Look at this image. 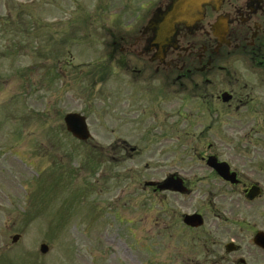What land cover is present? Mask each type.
<instances>
[{"label":"rangeland","instance_id":"rangeland-1","mask_svg":"<svg viewBox=\"0 0 264 264\" xmlns=\"http://www.w3.org/2000/svg\"><path fill=\"white\" fill-rule=\"evenodd\" d=\"M155 1L0 0V264H176L183 257L167 236L172 230L158 234L155 210L148 211L154 216L145 228L136 221L132 235L127 220L116 218L128 219L122 189L126 200L132 197L135 220L143 216L139 208L151 203L156 209L140 183L126 188L112 180L105 157L92 170L91 144L134 140L111 133L113 75L108 69L97 75L94 65L105 61L112 35L129 31V20ZM181 108L180 133L153 134L147 143L159 137L177 147H202L201 141L204 147H242L235 129L185 132L190 111ZM69 111L87 116L90 141L66 132L62 118ZM112 201L119 206L112 208ZM15 233L20 237L11 243ZM41 243L49 246L45 253Z\"/></svg>","mask_w":264,"mask_h":264},{"label":"flooded vegetation","instance_id":"flooded-vegetation-1","mask_svg":"<svg viewBox=\"0 0 264 264\" xmlns=\"http://www.w3.org/2000/svg\"><path fill=\"white\" fill-rule=\"evenodd\" d=\"M169 2L156 0L153 9L132 17L129 31L112 35L104 53L113 75L110 131L134 140L93 145L96 155L103 152L109 176L126 188L157 183L142 188L156 209L151 203L139 208L138 220L122 189L128 219H119L132 235L133 225L145 228L154 216L148 211L155 210L158 234L172 230L166 234L183 254L176 264H264V0H210L193 24L178 23L164 36L157 25ZM181 105L190 111L185 132L235 129L242 147H204V141L177 147L159 137L147 143L153 134L180 133ZM166 180L177 189L156 188Z\"/></svg>","mask_w":264,"mask_h":264},{"label":"water","instance_id":"water-1","mask_svg":"<svg viewBox=\"0 0 264 264\" xmlns=\"http://www.w3.org/2000/svg\"><path fill=\"white\" fill-rule=\"evenodd\" d=\"M207 0H172L171 4L164 12L162 21L160 22L163 30H170L174 23L183 21L186 23L195 20L200 11L201 5ZM64 120L68 130H70L75 136L79 138L88 137V130L84 117L76 113H69L65 115ZM18 239V235L12 236V242ZM47 245L40 244V251L46 252Z\"/></svg>","mask_w":264,"mask_h":264}]
</instances>
